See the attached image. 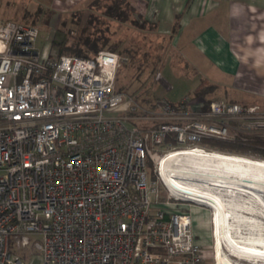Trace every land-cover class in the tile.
Returning <instances> with one entry per match:
<instances>
[{
    "label": "built area",
    "instance_id": "2783aa9c",
    "mask_svg": "<svg viewBox=\"0 0 264 264\" xmlns=\"http://www.w3.org/2000/svg\"><path fill=\"white\" fill-rule=\"evenodd\" d=\"M38 35L0 21V264H204L180 209L199 203L164 182L161 163L226 155L205 140L264 141V111L224 100L200 109L187 97L140 103L115 88L127 57L42 55ZM148 150L159 155L156 180Z\"/></svg>",
    "mask_w": 264,
    "mask_h": 264
},
{
    "label": "crops",
    "instance_id": "0c3cea01",
    "mask_svg": "<svg viewBox=\"0 0 264 264\" xmlns=\"http://www.w3.org/2000/svg\"><path fill=\"white\" fill-rule=\"evenodd\" d=\"M89 1L0 0V21L28 18L27 14H34L26 12L33 3L39 14L47 13L48 21L56 25L69 11ZM128 1L139 18L167 39L176 57L189 48L225 77L220 87L227 94V102L255 105L264 111V0ZM187 98L194 101V107L204 109V99ZM254 215L253 218L264 220L259 213ZM198 225L199 222L196 228ZM260 227L258 223L252 229L251 234L257 239L262 234ZM195 235L200 245L206 243L197 231Z\"/></svg>",
    "mask_w": 264,
    "mask_h": 264
},
{
    "label": "rangeland",
    "instance_id": "374dc122",
    "mask_svg": "<svg viewBox=\"0 0 264 264\" xmlns=\"http://www.w3.org/2000/svg\"><path fill=\"white\" fill-rule=\"evenodd\" d=\"M26 12H34L35 14L37 12V6L32 3L31 7H27ZM70 13L71 11L65 14L64 17L60 19L56 25H54L53 22L50 23V21H48V14L44 12L40 13L39 17L37 18L34 17V15H26L28 16V18L26 19L16 18L13 20L24 25L34 26L38 29L39 35L35 46L42 55L48 54L49 52L51 53V51L54 52V54H57V48L52 45V41L54 40V38L56 41H58L60 40V36L62 34L66 36L68 35L70 37L69 43H71L73 41L72 38H76L77 36H79L78 27L74 24L72 25L71 23V17L69 16ZM18 14H20V12H18ZM133 17L134 19L138 20L139 23L142 22V19L139 18L136 13L133 15ZM61 22H64V24H61ZM82 24L83 22L81 23V26ZM110 28V41L121 42L119 49L114 52L118 53V51H123L122 48L128 45L130 47H140V50L135 57L136 60L132 64L130 61H127L126 64H123L125 66H119L120 70L116 74L115 79L116 89H126L128 91L134 92L136 96L147 99V101H149L148 103H151L157 99H164L171 103H176L185 97H191L193 88L197 84H199L198 82L201 79L203 80L204 78H206L209 83L214 84L216 85V87H218L217 91L213 96L210 97V99L228 101L226 92L224 91L222 86L220 87V85L225 82V77L223 75H220V73L215 68L210 66L204 59L195 55L189 48H186L185 53H181L180 55H178V57H176V54H173L170 50L167 39H162L160 37L155 38V36L149 35V37H146L145 40H141L142 37L138 35L137 30L127 25L120 26L117 24H111ZM164 52L165 54L158 59L157 55H161ZM171 54L173 55V57L171 56ZM121 55L128 57L127 54L125 55L124 53H121ZM137 60H144V63L138 62ZM140 63L141 70L137 69ZM152 66H154L153 69ZM225 154L226 156L232 155L228 153ZM233 157H244L243 159L246 160L248 159L258 162H264V158L258 156L235 155ZM149 176L156 177L154 169L149 172ZM159 182L162 184V181L159 180ZM210 190L212 193L220 196V198L224 201L226 207L234 213H237L239 211L244 212L245 215L249 213L247 216H254V214H257L255 212L259 210L261 211V209L262 211H264L263 205L261 206L259 202H254V195L249 194L245 196L244 194V197H241V190L234 189L233 191H231L227 187L219 186L218 184L212 186ZM164 195L165 190L161 189V192L155 199L157 205H161L162 203H164L161 202L160 199L163 198ZM245 207L247 209H245ZM180 209L184 210V212L186 213L191 214L193 233L196 234L197 231L200 235H202L203 241H206L207 243L201 244L205 254L204 264H216V237L212 223V215L214 210L201 203L192 204L190 206L182 205ZM254 221L252 220V222L254 223L253 228H256L257 222ZM198 222L199 225L196 228ZM240 224L239 225L241 226V229L239 231L242 232L244 236H251L250 233H252L253 228H249V224H246L243 221H241ZM234 225L238 224L236 223ZM195 228L197 230H195ZM235 231L236 226L233 229L234 236L241 235L239 231ZM254 238L257 239V237ZM224 253L235 264H264L263 261L258 262L256 259L242 260L240 258H234L233 256H231V253L230 251H228V249H225ZM34 264L39 263L38 261H35Z\"/></svg>",
    "mask_w": 264,
    "mask_h": 264
},
{
    "label": "bare ground",
    "instance_id": "6f19581e",
    "mask_svg": "<svg viewBox=\"0 0 264 264\" xmlns=\"http://www.w3.org/2000/svg\"><path fill=\"white\" fill-rule=\"evenodd\" d=\"M233 156L235 155L172 156L161 163V174L168 185L179 192L189 194L197 202L214 210L212 223L216 237L217 264H234L225 255V249H228L234 258L256 259L258 262H264L263 220L253 219L252 215L247 216L249 213L245 215L244 212L230 211L220 196L210 190L217 184L231 191L238 189L241 190V197H244V194L245 196L254 195V202L264 206V162ZM255 213L264 216L262 209ZM252 220H255L257 224L260 223L262 231L260 239H255L251 233V236H244L239 231L241 221L249 224V228H253ZM236 223L238 225H234ZM235 226L236 231H239L241 235L234 236Z\"/></svg>",
    "mask_w": 264,
    "mask_h": 264
},
{
    "label": "trees",
    "instance_id": "16d2710c",
    "mask_svg": "<svg viewBox=\"0 0 264 264\" xmlns=\"http://www.w3.org/2000/svg\"><path fill=\"white\" fill-rule=\"evenodd\" d=\"M87 12V13H86ZM135 10L130 5L128 0H90L85 5H81L74 9L70 13L72 25L78 27L79 36L72 38V42L69 43V36L62 34L60 40L56 41L55 38L52 41V45L57 48V55L77 56L81 58H91L97 52L101 50L117 51L121 42H111V24H117L120 26H131L139 36L141 40H145L149 35L155 36V38H162L156 32V30L146 21L142 20L141 23L134 19L133 15ZM28 15V14H27ZM34 17H39V12L33 14ZM83 22L82 26L81 23ZM64 24V22H61ZM138 38V37H137ZM165 39V38H162ZM169 44V43H168ZM169 44V48H170ZM107 48V49H106ZM123 51H118L119 54H127L128 61L131 64L136 60L135 57L140 50V47L125 46ZM132 51V52H131ZM157 55L158 59L164 55ZM146 56V54H145ZM138 62H142L137 60ZM126 64V63H125ZM123 64H121L122 66ZM125 66V65H123ZM141 63L137 69L141 70ZM154 66H152L153 69ZM120 68L118 69V71ZM117 71V73H118ZM156 73V72H155ZM216 86L209 83L206 79L200 80L199 84L194 88L192 96L204 99V109L209 107V104L216 92ZM118 90V89H117ZM126 90V89H119ZM137 100L140 103H148L147 99L137 96ZM205 146L210 149H214L221 153H228L232 155H246V156H258L264 158V141L262 140H249V141H236L227 142L220 140H205L203 142ZM156 156V157H155ZM158 154L153 155L149 150L146 159V167L149 172L154 169V164L158 159ZM152 180H156L155 176L150 177ZM158 194L162 190H165L163 185L158 183ZM161 202L168 201V197L165 191L163 198H160Z\"/></svg>",
    "mask_w": 264,
    "mask_h": 264
}]
</instances>
